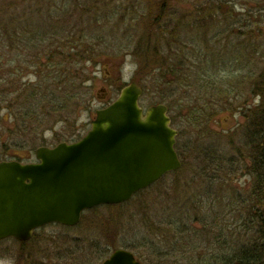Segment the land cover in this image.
I'll return each mask as SVG.
<instances>
[{"label":"rangeland","instance_id":"obj_1","mask_svg":"<svg viewBox=\"0 0 264 264\" xmlns=\"http://www.w3.org/2000/svg\"><path fill=\"white\" fill-rule=\"evenodd\" d=\"M39 1L40 4H45L32 7L33 10H30L29 6H22L16 11H11L9 15H0V31L5 32L0 40L4 45L8 46V29H14L16 33L22 32L26 36L24 29L19 26V21L16 26H10V18L26 20L28 25L25 28L28 27V31L32 33L34 29L44 31L41 25H46L50 19L49 16L47 18V11H50L53 17L58 15L63 18L60 14V2ZM234 1L235 5L231 7L236 16L227 14L231 11L228 9L232 3L229 0H69L67 5L75 12L70 11V15L74 14L73 19L64 23V30L84 32L100 38L96 57L92 62H88L89 70L84 73L87 75L86 82L77 83L87 94L80 96L81 99H77V103H66L64 110L54 111L52 114L41 109L42 103L36 108L37 114L35 112L27 115V127L30 130L27 129L25 133L22 131L24 127L20 120L29 107L28 104L24 105L23 94L19 96L20 100L5 94V104L0 107V162L6 156V152L1 149L4 142L13 148L7 153L8 156L25 158L26 153H34L39 147H54L61 142H75L81 139L90 130L96 110L114 101L122 87L136 79L144 91L140 101L144 110L157 103L168 106L174 125L181 132L179 146L183 167L177 174L165 178L161 186H155L141 196H136L126 205L84 212L82 221L76 228L69 229L58 225L43 228L37 232L34 241L28 244L25 250L31 254L32 261L25 257L27 259L23 264H42L40 261L48 264L42 260L40 253H48L51 248H74L77 245L81 247L83 240H97L104 236L103 233L118 231L122 232L123 237L125 233V237L130 241L144 242L149 238L158 242L165 231H168L164 222L187 221L195 216L211 215L210 208H214L216 212L221 205L224 207L222 210H230L232 203H235L234 198L240 194L244 199H250L249 191L253 185L247 173H244L243 178L235 174L231 179L226 178L224 173L218 181L213 178V170H208L201 177L203 162L196 158V153L202 148L207 158L209 150L213 151L216 147L221 149V156L224 157L233 154L230 148L234 150L235 146L242 147L246 114L239 113L236 109L242 106L243 111L254 108L260 106L264 100L255 94L264 82L261 80L264 78V0ZM218 3L227 4H224L227 9L223 10L222 15L212 13L218 9ZM39 10L45 11L40 17L37 13ZM245 19L246 22L243 21ZM162 32L166 34V41L161 42L160 46L164 52L158 55L169 58V65L175 64L176 75L182 73L183 77V80L180 79L172 88L161 84L163 80L158 76L160 71L145 70L139 74V57L135 55L139 44L142 49L145 48L146 44L142 43L148 39L147 36L152 35V40H160L164 38ZM22 54L23 58L26 54ZM14 66H6L5 69ZM25 69L29 72V78L23 81L30 86L27 91L35 89L37 92L40 90V96L51 95L46 89L45 83L48 80H41L44 74H39L38 67ZM75 69L79 73V68ZM204 72L209 75L203 76ZM198 76L210 78V81H203H207V86L211 89L222 82V90L225 93L222 99L215 98L212 94L200 97V85L196 78ZM79 88L75 91L78 92ZM21 89L19 88V91ZM49 89L54 90L51 96L58 94L71 98V88L68 92L61 91L62 94L56 92L53 87ZM162 97L171 99L162 101ZM24 98L29 97L24 94ZM10 100H15V104L10 105ZM216 101L225 106L216 108ZM46 105L49 104L45 103L44 106ZM14 109L18 110V113ZM189 110L206 111L205 121L198 124L199 119L190 120ZM17 130L20 135L15 136ZM210 156L214 157V154L210 153ZM204 193L207 195L204 196ZM199 195L205 204L203 210L198 202ZM223 219L219 218L218 225L226 224L229 227V223L222 222ZM197 225V228H194L195 233L200 235L198 240L203 246H207V230H201ZM75 239L80 241H74ZM170 240L162 245L163 251L172 246L173 238L171 242ZM20 247V244L13 240L0 242V264H17ZM198 255L199 252L197 259ZM169 260V263L164 264H185L183 261Z\"/></svg>","mask_w":264,"mask_h":264},{"label":"trees","instance_id":"obj_2","mask_svg":"<svg viewBox=\"0 0 264 264\" xmlns=\"http://www.w3.org/2000/svg\"><path fill=\"white\" fill-rule=\"evenodd\" d=\"M51 1L55 3L57 1L60 2V14L63 15V18L58 15L53 17L52 13L47 11V18L49 16L50 19L48 20L49 23L45 22L46 25H41L44 31L34 29L33 33L28 31L30 30L28 27L25 28V26L28 25L26 20H21V18L17 17L10 18V26H16V24H18L17 21H19V26L24 29L23 32L26 33V36L23 35L22 32L17 31L16 33V31H13L14 29H8L9 31H6L8 34V46H6V44L4 45L0 40V107L5 104V94L15 96L14 99L17 100H20L21 98L19 96L23 94L22 98L24 105L28 104L29 107L26 111H24L26 114L21 116L22 120H20L24 127L22 130L23 133H25L27 129L30 130V128L27 127V115L35 112L37 114L38 111L36 108L38 106L40 107L42 103L43 106H41V109L52 114L56 111L60 112L64 110L66 103L76 102L77 99H81L83 94L86 96L87 91L84 90L83 87L79 88L77 83H79V81L82 83L86 82L85 77H87V75H84V73L86 74L89 70V68H87L88 62L93 61L97 54L96 48H100V45L98 44L100 38L97 36H91L89 34H85L84 32L74 33L75 31L68 32L64 30L66 25L64 23L70 22L69 19H73L74 14L70 15V11L72 13L75 12L74 10H71V6H68L69 0H50L49 2ZM231 2L230 7H228L231 11L229 10L226 12L230 16H236L231 7V5H235V1L232 0ZM43 4L45 3L40 4L39 0H0V15H9L11 11H16L22 6H29V9L33 10L35 6L40 5L41 7ZM224 4H218V9H215L212 13L222 15L223 10L227 9L225 6L227 4ZM43 12L45 11H37L39 17ZM244 17L249 16L244 15ZM246 20L247 19L243 21L246 22ZM40 21L44 22L42 19H40ZM74 26L76 25L74 24ZM50 34L52 36H50ZM3 35H5V32L3 33V31H0V39L3 38ZM165 35V32H162V36L164 37ZM151 37L152 35L147 36L148 39L144 40L142 43L143 45L146 44L145 48L142 49V45L139 44L135 53V55L139 57L140 62L139 74L143 73L145 70L160 71L161 74L158 76L163 80V83L161 84H165V86H169L168 88H172L173 85L178 84L179 80L183 78L181 75L182 73L176 75V68L174 67L175 64H171L170 66L169 58H165L162 54L158 55L161 52H164L160 45L162 41H166V38L164 37L160 40L154 38V40H152ZM249 39H252V37ZM22 53L26 54L23 58L21 56L23 55ZM25 63L26 67H24ZM12 65L15 66L7 70L5 69L6 66L10 67ZM29 67H38L39 74H44V76L41 77V80H48L45 84L47 85L46 89L49 90L48 92L51 93V95L54 90L49 89V87H53V89H55L56 92L58 91L60 94H62L61 91L68 92L70 90L69 88H71V98L69 99L67 96L62 97L58 94L54 96H40V90L37 92L35 89L28 92L27 90L30 86L23 81L27 77L29 78V72L25 69ZM76 67L79 68V73L81 71L80 74L78 71L76 72ZM69 71L71 74H69ZM206 72H204L203 76L209 75ZM167 74L168 76L166 77L165 75ZM203 76L196 77L197 82L200 85L198 95L203 97L202 95L209 96V94H212L215 98L218 97L222 99L225 94L222 90L224 89L222 82H219L220 84L218 83V86L215 85L211 89L210 86H207L208 82L203 81H210L211 79L202 78ZM261 80L264 81V78ZM203 83L206 85H202ZM137 84L140 86L138 82ZM19 88H22L21 91H19ZM77 88H79L78 92L75 91ZM258 90L259 91H256L255 93L256 96L264 99V82L262 88ZM24 94H27V97L29 98L25 99ZM168 99L171 98L162 97V101ZM15 102V100L13 102L10 100L9 104H15ZM30 102L32 103L29 105ZM45 103L49 105L44 106ZM214 106L219 108L225 105H221L216 101ZM54 107L56 109H53ZM242 107L237 108L236 110L238 111L239 109H242ZM14 110L18 113V110ZM199 112L200 111L197 110H189L188 118L190 120L193 118L194 120L199 119L198 124H202L205 121L204 112L206 111L202 110L200 113ZM243 112L246 114V127L242 143L243 175H245L244 173H247L252 179L253 187L249 191L250 199L246 200V198L244 199L242 194H240V196L237 195L234 198L233 201L235 203H232L229 208L230 210H226V208L222 210L224 207L221 205L218 207L219 211L216 212L214 211V208H210L211 215L205 214L203 217L195 216L194 219H187V221L173 220L164 222V226L168 231H165L163 237H160L161 240L158 242L151 240V248L153 249L152 255L154 257L160 255L161 259L159 261L161 263H169L168 261H171L169 259H175L183 261L185 264H264V100H262L260 106L244 109ZM28 120H30V118ZM14 134L15 136L20 135L19 130L15 131ZM234 149H236V153L238 154L242 152V147L235 146ZM203 151L204 148H202L199 153H196V158L200 162H203L202 168L200 169L201 177H203L205 175L204 173L208 170H213V177L218 181L220 176L224 173L226 178L229 179H231L233 175L239 173V168L229 170L223 168L222 165L214 166L213 164L212 166L209 160L210 153H212V151L209 150L207 158H205ZM163 181L154 185V187L159 185L161 186ZM147 191H144L137 196H141ZM205 193L204 196L207 195ZM198 197V202L201 204L200 209L202 208L201 210H203L205 208V204L202 200H200L201 195ZM118 207L121 206L113 208ZM219 218H224L222 222L227 224L229 223V227L226 224L218 225L220 222ZM196 224L201 227V230H204V228L207 230V246H203V244L199 242L198 239L200 235L198 236V234L195 233V228H197L195 226ZM169 240L170 242L172 241V246L170 249L163 251L161 249L162 245L167 244ZM74 241L78 242L80 240L75 239ZM28 244L30 243L22 245L24 250H26ZM78 247H80V245H77V247L74 248ZM197 252H199V259L196 258ZM206 252L212 254H204Z\"/></svg>","mask_w":264,"mask_h":264},{"label":"water","instance_id":"obj_3","mask_svg":"<svg viewBox=\"0 0 264 264\" xmlns=\"http://www.w3.org/2000/svg\"><path fill=\"white\" fill-rule=\"evenodd\" d=\"M142 95L131 83L95 112L81 140L39 148L36 163H0V242L27 243L51 224L77 227L84 212L128 203L181 169L168 107L144 110ZM122 257L106 264H134Z\"/></svg>","mask_w":264,"mask_h":264},{"label":"flooded vegetation","instance_id":"obj_4","mask_svg":"<svg viewBox=\"0 0 264 264\" xmlns=\"http://www.w3.org/2000/svg\"><path fill=\"white\" fill-rule=\"evenodd\" d=\"M231 1L232 0H229V2ZM218 4H216V6ZM212 5L214 6V4ZM238 112L243 114V107L242 109H239ZM179 139L180 137L178 138L175 150L182 161ZM1 149L6 152L5 158L1 162L16 161L22 164H32L37 162V160H35V152L33 153V151L26 153L27 157L20 158L19 156L7 155V153L10 152L13 148L11 147V145H7V143L5 142L1 146ZM230 150L233 154L229 157H224L221 156L220 148H214V150L212 151L214 157L210 156V164L212 166L213 164L214 166L222 165L223 168L229 170L239 168L238 175L243 178V146L242 152L240 153L241 155L236 153V149L233 150V148H230ZM241 189L243 191V187ZM103 235V237L98 238L97 240L96 238H94L89 242H84V240L82 239L83 241L81 242V244H83V246L79 248H51L48 250V253L44 251L39 255L43 258L42 260H45L48 264H67V262H71V264H106L115 254L123 252L122 261L124 262L133 257L134 264H163L159 261L161 259L160 255H157V257H154L152 255L153 249L151 248V240L149 238H146L144 242H134L133 240H128V238L125 237V233L123 237L122 232L120 233L118 231L106 234L103 233ZM22 245L23 244H20V254L18 255L19 260L17 264H23L25 259H27L25 257H28V260L30 259L32 261L31 254L26 253ZM40 262L43 264V261Z\"/></svg>","mask_w":264,"mask_h":264},{"label":"bare ground","instance_id":"obj_5","mask_svg":"<svg viewBox=\"0 0 264 264\" xmlns=\"http://www.w3.org/2000/svg\"><path fill=\"white\" fill-rule=\"evenodd\" d=\"M125 87V85L122 87V89L120 90V92L123 90V88ZM177 142H178V139H177ZM177 145V144H176ZM176 151V150H175Z\"/></svg>","mask_w":264,"mask_h":264}]
</instances>
